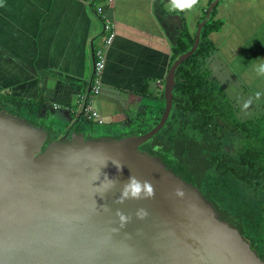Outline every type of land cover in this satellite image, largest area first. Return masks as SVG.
<instances>
[{
  "label": "water",
  "instance_id": "1",
  "mask_svg": "<svg viewBox=\"0 0 264 264\" xmlns=\"http://www.w3.org/2000/svg\"><path fill=\"white\" fill-rule=\"evenodd\" d=\"M220 2L210 4L192 48L170 66L163 115L145 134L89 139L71 126L51 140L47 130L0 111V264H264L197 187L140 150L167 124L177 71L198 51ZM105 175L118 182L101 196ZM130 175L149 181L154 198L116 203ZM118 211L129 217L123 225Z\"/></svg>",
  "mask_w": 264,
  "mask_h": 264
},
{
  "label": "crops",
  "instance_id": "2",
  "mask_svg": "<svg viewBox=\"0 0 264 264\" xmlns=\"http://www.w3.org/2000/svg\"><path fill=\"white\" fill-rule=\"evenodd\" d=\"M210 1L201 0L198 10L186 16L167 15V0H116L113 5L104 0H0V99L34 104L33 119L55 139L71 126L89 139H117L136 122L143 128L140 120L149 111L148 101H162L183 22L195 37L215 0ZM99 7L116 26L101 93L94 100L108 127L105 134L87 127L92 123L78 113L94 74V50L102 31ZM215 11V19L224 25L211 35L213 55L253 99L254 92L264 91V79L255 76L250 64L264 58V0H222ZM257 104L264 114V97Z\"/></svg>",
  "mask_w": 264,
  "mask_h": 264
},
{
  "label": "trees",
  "instance_id": "3",
  "mask_svg": "<svg viewBox=\"0 0 264 264\" xmlns=\"http://www.w3.org/2000/svg\"><path fill=\"white\" fill-rule=\"evenodd\" d=\"M215 12L214 10L210 21L202 31L201 45L198 51L177 71L173 110L167 124L159 132L162 133L164 131L163 135L158 138L164 143H169L170 146L155 144L158 139L156 141L154 139L158 137V133L153 139L141 146L140 150L152 156L151 154L154 150L163 149L162 160L169 170L176 176L181 177L186 183L197 187L201 193L207 190L209 195L215 196L216 199L220 198L226 208L218 209V211L219 213L223 211L222 215L225 214L226 216L224 217L227 218V216L231 217L230 215H234V201H231L232 198L230 196L236 194L237 190L244 194L245 198L247 196L249 198L252 196L260 197L264 194V162L257 159L259 147L253 140V136L249 135L247 129L232 115L231 106L226 96L219 94L218 86L201 74L202 62H204L201 59L213 55L215 50L211 35L220 32L224 25L222 20L215 19ZM183 25V30L172 47L169 68L179 55L192 48L195 41V37L190 35L185 21ZM146 87L147 85H145V90ZM214 96L219 98L217 102L213 101ZM162 100L165 103L163 96ZM0 102L4 105L11 104L16 108V111L26 112L31 116L34 111V104L23 102V100L15 97H1ZM164 109L165 104L158 109L156 118H153L154 126L150 130L159 123ZM146 126H143L138 132L136 131L135 135L149 132L150 130L144 129ZM231 132L239 140H237L239 144L232 153L223 147L222 141L223 136ZM54 139L55 137L53 136L51 140ZM180 148H186L183 152L184 154L187 153L188 148L193 154V159H187V156L183 155V159L177 157ZM186 162L204 163L209 166L206 170L207 178L203 179L205 188L202 187L203 182L201 186H197L196 176L192 177L188 173L191 167ZM214 178L230 180L233 187L222 184L221 190L217 193L208 186L214 181ZM231 190H233V193H231ZM223 196L225 197L223 198ZM223 199L227 200L228 204L231 202L229 207ZM215 206L218 207V205ZM223 220L226 221L224 218ZM244 220V222L230 221L233 225L237 224L234 226L240 227L241 232H238L245 241L251 244L254 250L253 242L248 240V229L246 226V223H251V220L248 221L246 214L244 215ZM258 252L260 251L258 250Z\"/></svg>",
  "mask_w": 264,
  "mask_h": 264
},
{
  "label": "rangeland",
  "instance_id": "4",
  "mask_svg": "<svg viewBox=\"0 0 264 264\" xmlns=\"http://www.w3.org/2000/svg\"><path fill=\"white\" fill-rule=\"evenodd\" d=\"M201 60H204V62H202L203 68L201 70V74L204 76V78H207L208 80L213 81L214 84L218 86L217 90L219 91V94H224L226 96L231 106L232 115L240 124H242L247 129L249 135L253 136L254 138L253 140L257 144V147H259L257 159L260 160L261 162H264V115L262 113L261 107L257 104L255 100L251 99V96L248 93L247 89L242 84H240L241 81L238 79L239 80V83H238L237 78L231 75L229 69L222 66L224 64H222L218 58H215L214 55H209L205 58H202ZM218 99L219 98L216 96L213 97L214 102H217ZM152 102L153 100L148 101V104H150L149 105L150 107L148 109L149 111H147V115H145L144 118L140 120V121H144V125H147L146 127H144L145 130H150L154 126V119L151 117L152 113H154L155 111H156L155 113H158V109H160V107H162L165 104L163 100L159 101L158 104H156V102L152 104ZM155 104L158 107L157 110H154ZM246 104H247V107H245ZM0 111L13 115L14 117L21 119L23 121H26L32 127H36L39 129H45L43 126V123L37 120H34L26 112L16 111V108L13 107L11 104L4 105L3 103L0 102ZM139 123H142V122H136L135 125L124 127L123 131L127 132V135L118 137L117 139H122L123 137L125 138V137L134 136L135 132L136 131L138 132L139 129H141L139 128ZM87 127L91 128L92 130L94 129L95 133L106 132L105 130L108 128L107 125L106 126L105 125L103 126L95 125L93 127L92 125H89V124H87ZM163 132L159 133L158 137L155 138L154 141H156L159 137H161L163 135ZM49 137L50 139L53 137L52 133L49 134ZM237 140H238L237 136L233 135L232 132L227 133L222 138L223 147L228 152L232 153L234 152L237 145L239 144L238 142L239 140L238 141ZM155 144L160 145V146L162 144H165L166 146H170L169 143H164L161 141V139L160 140L158 139V141H156ZM185 149L186 148L184 149L180 148L178 151L179 155H177V157L182 158V155H183V156H187V159H193V154L191 151L188 150V148H187V153L186 154L183 153ZM163 151H164L163 149H156L151 155L153 157H157L158 159L162 160L163 154H164ZM186 163L188 164L189 167H191L188 170V173L191 174L192 177L196 176L197 186H201L203 179L207 178L206 170L207 168H209V166L204 163H200V164L190 163V162L189 163L186 162ZM222 184L232 186V181L221 179V178H214V181L208 184V186L218 193L221 190ZM192 187H195V186L192 185ZM202 187L203 188L206 187L205 181L203 182ZM207 192L208 191L206 190L204 193L202 192L201 194L211 204L212 208L216 212L215 213L216 216L220 220L224 218L226 222L228 224H231L232 227H234L237 231L241 232L240 227L234 226L236 223L233 225L231 221L232 222L234 221L244 222L245 214H246V218L248 219V221L251 220V223H246V226L248 229V240L253 242V245L255 246V248H257L261 252V253L258 252V250L254 248V251L264 261V246H263L264 245V194L260 197L252 196L251 198H249L247 196V198H245L244 194H241V192L237 190L236 194L230 196V198H232L231 201L232 202L234 201L233 202L235 206V209L233 211L234 215L233 216L230 215L231 217L227 216L228 218L227 219L224 217L226 216L225 214L222 215L223 211L220 213L219 211H217L218 209H222V208L225 209L226 208L225 204L221 201L220 198L216 199L215 196H211ZM231 193H233V190H231ZM224 197L225 196H223V198ZM223 200L224 202H226L227 206L229 207L231 202H229L228 204L227 200L225 199ZM215 205H218V207L216 208Z\"/></svg>",
  "mask_w": 264,
  "mask_h": 264
},
{
  "label": "clouds",
  "instance_id": "5",
  "mask_svg": "<svg viewBox=\"0 0 264 264\" xmlns=\"http://www.w3.org/2000/svg\"><path fill=\"white\" fill-rule=\"evenodd\" d=\"M201 0H167L166 3L163 4V10L166 12L167 15L172 14H186V16H190L194 12L198 10V6L200 5ZM0 6H3L0 3ZM248 45L246 47H250ZM240 59H242L240 57ZM252 70L256 77L264 79V58H257L251 61ZM261 97H264V91H256L253 93V99L256 102H259ZM251 102V101H250ZM249 102V103H250ZM247 107V104L245 105ZM117 168L118 171L123 170L122 163L118 161H111ZM106 162L104 166H107ZM95 179L99 180L100 177L97 176ZM118 182L117 179H110L107 175H105L103 182L100 184L97 191L103 196L107 191L111 190L115 187L116 183ZM175 195L177 197H183L184 192L182 189L177 188L175 191ZM155 192L154 189L149 181H140L135 176L130 175L127 182L124 183L122 194L117 199L116 203H124L127 199H147V198H154ZM107 210V208L105 209ZM117 215L120 218V221L125 222L129 217H126L123 213L117 212ZM140 219H144L148 213L145 209H140L137 213Z\"/></svg>",
  "mask_w": 264,
  "mask_h": 264
},
{
  "label": "built area",
  "instance_id": "6",
  "mask_svg": "<svg viewBox=\"0 0 264 264\" xmlns=\"http://www.w3.org/2000/svg\"><path fill=\"white\" fill-rule=\"evenodd\" d=\"M116 0H104L105 3L113 5ZM97 15L102 24L101 38L94 50V74L91 80V88L81 97L79 115L98 126L105 125L104 117L101 111L95 107L94 100L101 93V77L106 67V51L113 44L116 38V26L113 21L103 13L102 8H97Z\"/></svg>",
  "mask_w": 264,
  "mask_h": 264
},
{
  "label": "flooded vegetation",
  "instance_id": "7",
  "mask_svg": "<svg viewBox=\"0 0 264 264\" xmlns=\"http://www.w3.org/2000/svg\"><path fill=\"white\" fill-rule=\"evenodd\" d=\"M82 120H85V119L82 117ZM85 121H86V120H85ZM85 121H84V122H85ZM87 122H88V121H87ZM89 123H90V122H89ZM92 125H93V123H92Z\"/></svg>",
  "mask_w": 264,
  "mask_h": 264
}]
</instances>
